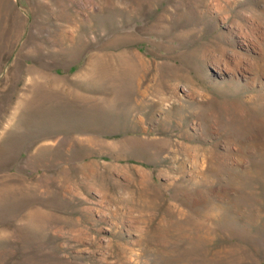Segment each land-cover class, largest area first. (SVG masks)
I'll return each instance as SVG.
<instances>
[{"label":"rangeland","instance_id":"obj_1","mask_svg":"<svg viewBox=\"0 0 264 264\" xmlns=\"http://www.w3.org/2000/svg\"><path fill=\"white\" fill-rule=\"evenodd\" d=\"M262 58L264 0H0V264H264Z\"/></svg>","mask_w":264,"mask_h":264},{"label":"bare ground","instance_id":"obj_2","mask_svg":"<svg viewBox=\"0 0 264 264\" xmlns=\"http://www.w3.org/2000/svg\"><path fill=\"white\" fill-rule=\"evenodd\" d=\"M199 48H201V47H199ZM235 59H237V58H235ZM120 62L121 63H120L119 68H118V72H117L118 77L117 78H118L119 82L123 85V87L125 88L124 99L128 103L127 109H125V112L124 113H126V110H127L128 111L127 113H129L130 115H134L135 113L138 114V113L142 112V111H140L142 109L141 106L142 105H145V104H150L151 107L161 105L162 102H164L165 100L168 99L167 94H168V92H171L172 91V89L174 87V84H175V82L177 80L178 81L179 80H183L184 82H186L188 84V87H189L188 91L191 94L194 93V95L196 94V96L197 95L200 96V94H201V92L199 91L200 89L197 86V81H195V79L191 78L189 76V73L182 72L183 70L180 67L181 65H179V64L177 65V67L180 68L181 73L180 72H177L178 69H176L175 66H173V65L172 66L171 65L170 66H167V68H165V69L163 68L162 70L161 69L158 70L152 88L150 89V91H148V93H146L145 91H143V90L140 89V83H138V87L136 86L135 78H136V76L139 75V73H140V76L141 77L142 76L144 77V75H142V72H143V70H146V68L148 67L149 60L144 59V58L138 56L137 54H135V55L133 54L132 56H129L128 58H125L123 60L120 59ZM254 63L256 65V68L255 69H259V73L260 72H264V59L263 58L261 60L255 61ZM173 105H174V103H172V106ZM241 107H242V105H241ZM170 108H172V107H170ZM252 116L253 115H251V118L250 119H252ZM161 121H162V119H161ZM253 122H254V120H253ZM158 139H159V142L158 143L162 144L163 146L165 144L168 145L167 147L165 146L164 149H167V150L168 149L169 150L171 149L172 151L174 150L175 152H178L179 154H181V156H182V154H184L185 156H188V157L189 156L196 157L198 155H203L206 158V156L209 153V157L210 158L212 157L215 160L214 162H216L217 160H218V164L221 162L220 159H221L222 155L214 152L212 149H208V147L205 148V147H203L201 145H196L195 143L194 144H189V143H186L185 141H183L181 139H179V140L177 139V141H175V142L172 141L171 142V138H170L169 135L168 136L165 135L163 137H160L159 136V138H155V141L156 140L158 141ZM130 142L132 144H138V143H140L138 141V139L137 140L131 139ZM151 144L140 143L139 145H141L140 147L143 146L141 149L144 150V148L146 147V145H150L151 146ZM157 144H155L154 146L157 148V150H159L161 147L158 146ZM173 147H174V149H173ZM175 152H174V154H175ZM209 160L211 161V159H209ZM209 163H206V164H209ZM215 164H217V163H215ZM257 244H258V242H257Z\"/></svg>","mask_w":264,"mask_h":264}]
</instances>
